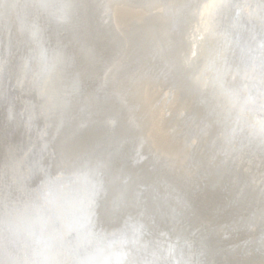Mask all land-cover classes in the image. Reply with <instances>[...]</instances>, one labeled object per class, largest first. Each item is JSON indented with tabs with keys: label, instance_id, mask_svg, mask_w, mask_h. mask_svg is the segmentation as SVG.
I'll list each match as a JSON object with an SVG mask.
<instances>
[{
	"label": "bare ground",
	"instance_id": "obj_1",
	"mask_svg": "<svg viewBox=\"0 0 264 264\" xmlns=\"http://www.w3.org/2000/svg\"><path fill=\"white\" fill-rule=\"evenodd\" d=\"M0 264H264V0H0Z\"/></svg>",
	"mask_w": 264,
	"mask_h": 264
}]
</instances>
